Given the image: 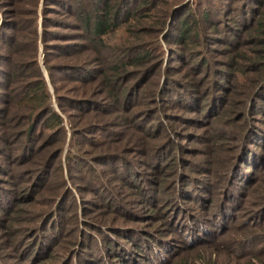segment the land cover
I'll list each match as a JSON object with an SVG mask.
<instances>
[{
    "label": "rangeland",
    "instance_id": "rangeland-1",
    "mask_svg": "<svg viewBox=\"0 0 264 264\" xmlns=\"http://www.w3.org/2000/svg\"><path fill=\"white\" fill-rule=\"evenodd\" d=\"M178 2L156 7H171L167 26L171 10L196 0ZM144 14L142 24H134L144 30L138 34L164 36L159 15ZM238 32L240 42L233 48L206 43L210 61L199 76L189 70L193 62H170L163 55L160 64L152 57L146 63L157 67L145 83L134 87L139 74L119 80L122 92L133 89L125 102L121 99L122 110L111 112L98 109L115 100L99 75L85 85L55 73L56 93L95 100L94 107L78 109L63 99L60 108L39 49L37 60L63 129L34 127L27 145L24 136L18 139L26 126L18 114L28 109L18 105L24 78H15L13 119L0 125L5 138L0 143V264H264V145L248 146L245 139L247 132L264 135V123L246 116V89L231 82L224 105L228 114L205 120L165 90L167 76L199 79L204 110L212 93V67L223 71L228 61L245 66L249 59L264 61L257 57L263 46L253 38L256 34ZM115 34L124 37L122 30ZM90 50L79 60H88ZM63 61L68 59L48 62ZM166 66L175 70L165 71ZM252 69L246 67L243 77L260 81L263 72ZM228 118L245 134L220 139L218 131L230 128L221 121ZM97 128L99 133H93ZM158 154L163 157L154 166Z\"/></svg>",
    "mask_w": 264,
    "mask_h": 264
},
{
    "label": "trees",
    "instance_id": "trees-1",
    "mask_svg": "<svg viewBox=\"0 0 264 264\" xmlns=\"http://www.w3.org/2000/svg\"><path fill=\"white\" fill-rule=\"evenodd\" d=\"M168 1L0 0V103L4 105L0 106V125H6L13 119L10 107L17 94L12 91L14 88L11 89V85L15 82V78L22 76L21 78L24 79L18 89L22 95L19 96L18 105L27 107L28 112L18 114L19 119L25 122L26 126L22 129V134L18 132L15 136L19 134L18 139L24 136L23 142L27 145L29 138L33 137L34 127L42 130L63 129L62 117L52 106L47 81L37 60L39 49L43 54V66L55 90V99L60 108L65 106L63 99L70 103L71 107L78 109L94 107L95 100L76 95L62 97L56 93L55 73L85 85L95 81L99 75L103 76L102 81L105 82L109 94L115 99L110 107L98 108L106 112L122 110L121 99L125 102L133 89L122 92L119 80L131 79L139 74L138 82L136 81L134 86L136 87L139 83H145L154 73L157 64L146 63L152 57L158 58L160 64L163 55L170 62L178 61L187 65L193 62L189 70L199 76L210 61L206 43H220L233 48L240 42L238 31L242 29L256 34L253 38L263 46L257 57L264 59V0L186 2L171 10V21L167 26L166 20L171 7L167 6L160 10L156 7L160 3L169 5ZM175 1L179 3V0H172L173 3ZM199 8L200 14L197 12ZM149 12L159 15V24L162 27L160 32H164V36L146 39L138 34L144 30L136 28L134 24H142L139 17L144 19L147 15L144 13ZM120 30L124 33V37L121 36L119 40L114 36ZM30 43L33 50H28ZM179 44L183 45L182 50L179 46L178 48L174 46ZM188 44L190 46L186 50ZM88 49H91L92 56L86 59L87 62L79 60L78 57L83 55L80 54ZM52 57H60L68 61L49 63V58ZM186 58H190V61L185 62ZM90 62L93 64L90 65ZM100 63L106 65L105 69L109 71H101L97 66ZM225 65L229 68L223 71L212 67L213 79L210 87L212 93H210V103L206 104L204 110L200 104L202 98L198 100V94L204 91L201 90L202 84L199 83V79L185 81L167 76L168 83L165 90L170 91L175 102L183 109L199 113L205 120L209 115L212 117L221 112L224 115L228 114V110L224 109L226 96L230 90L227 87L231 82L236 81L239 86L246 89V116L250 115L258 123H264V61L249 59L247 66L228 61ZM246 67H253L250 72H263L261 80L243 77L248 71L245 70ZM167 68L169 67L166 66L165 71ZM169 70L175 69L169 68ZM179 72L180 70L173 74ZM221 90L226 94L217 93ZM85 91L86 88L82 90ZM207 93L209 94V90ZM214 111L215 113L211 114ZM221 122L230 128L223 132L218 131L220 139H224L232 132L237 137L245 134V130L241 133L240 127L236 124L233 126L229 124V118ZM72 130L75 135V127ZM99 131L100 128H97L93 133ZM4 139L0 136V143H5ZM245 139H248V146L253 144L263 147L264 145V135L261 132H247ZM29 153L33 155L31 148ZM161 157L163 155L158 154L154 166L160 164ZM68 158L70 159V156ZM50 159H46V165L50 163ZM133 175V172L129 173V176Z\"/></svg>",
    "mask_w": 264,
    "mask_h": 264
}]
</instances>
